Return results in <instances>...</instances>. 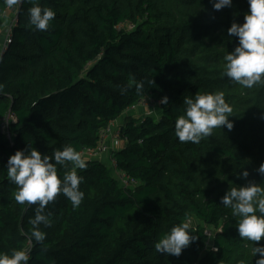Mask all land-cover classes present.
I'll return each mask as SVG.
<instances>
[{"label": "trees", "instance_id": "obj_1", "mask_svg": "<svg viewBox=\"0 0 264 264\" xmlns=\"http://www.w3.org/2000/svg\"><path fill=\"white\" fill-rule=\"evenodd\" d=\"M37 3L56 13L46 31L29 23L26 0L7 24L9 7L0 0V254L25 250L28 264H255V242L239 237L240 217L220 203L230 187H264L256 172L264 163V82L246 88L224 75L223 58L238 44L227 30L244 22L247 0L220 11L210 0ZM216 91L233 108L234 128L181 143L175 121L184 97ZM164 96L159 119L124 118L127 142L113 152L116 168L83 156L138 102ZM66 145L87 162L77 169L85 195L73 208L58 194L46 207L51 223L36 226L46 233L37 243L30 223L36 205L16 202L7 161L28 146L51 156ZM57 167L62 176L73 165ZM115 169L138 185L122 186ZM245 169L247 180L238 177ZM186 215L199 239L179 257L156 252L155 243Z\"/></svg>", "mask_w": 264, "mask_h": 264}, {"label": "clouds", "instance_id": "obj_2", "mask_svg": "<svg viewBox=\"0 0 264 264\" xmlns=\"http://www.w3.org/2000/svg\"><path fill=\"white\" fill-rule=\"evenodd\" d=\"M8 7H12L20 0H4ZM33 6L28 9L29 23L35 30L46 31L55 18L56 13L50 7L42 8L37 0H26ZM214 11L231 7L233 0H210ZM248 11L244 15V22H233L228 28L229 37L238 39L234 50L224 56V75L239 85L252 88L264 82V0H247ZM154 83V81H149ZM144 84L137 85V93L143 91ZM2 90V88H0ZM127 91V89H122ZM169 97L164 96L160 103L167 105ZM184 114L175 121V136L181 143L191 142L199 144L202 139L212 135L216 128H234V121L230 119L232 106L226 102L223 91L197 94L194 98L184 97ZM261 118H264L262 116ZM69 163L72 170L58 173V165L67 169ZM87 162L73 146L66 145L63 149H56L51 156L42 154L37 148L28 146L27 150L18 149L7 161V175L9 182L18 186L15 194L17 203L36 205V212L30 223L34 226L31 237L37 243H43L46 233L38 227L41 223H51L50 213L46 207L53 202L58 194H63L70 200L72 207L80 206L84 192L80 185L84 181L78 175L77 169L87 168ZM256 172L264 176V163L260 164ZM250 173L245 169L238 177L247 180ZM220 203L231 208L234 215L240 217L237 232L241 239L255 242L253 255L258 258L255 264H264V187L254 181H248L238 187H230ZM259 213V215L257 214ZM191 218L173 226L171 230L159 239L155 251L179 257L183 251L199 239L191 230ZM218 250V249H214ZM29 254L25 250H13L11 254H0V264H28ZM243 264V262H241Z\"/></svg>", "mask_w": 264, "mask_h": 264}, {"label": "built area", "instance_id": "obj_3", "mask_svg": "<svg viewBox=\"0 0 264 264\" xmlns=\"http://www.w3.org/2000/svg\"><path fill=\"white\" fill-rule=\"evenodd\" d=\"M152 99L153 97H148L144 100H141L140 102H138L136 106L132 107L131 109L147 108L149 111L147 114L151 115L155 110V107L152 104L153 102ZM158 104L160 105L159 99H158ZM10 118L13 117L9 116L7 119L4 120L3 128H5V125L8 123ZM120 126L121 125L114 128L110 125L108 129L102 132L101 142L98 148L96 150H91V149L85 150L83 152V156L89 159H98L106 163L108 166L112 168H116V162L112 157L113 152L118 148L123 147L127 142V138L123 136ZM114 174L118 178L122 186L126 188L134 189L138 185V182L135 179L127 177L126 175H124L123 173H121L116 169L114 171ZM209 235H211V233H209Z\"/></svg>", "mask_w": 264, "mask_h": 264}, {"label": "rangeland", "instance_id": "obj_4", "mask_svg": "<svg viewBox=\"0 0 264 264\" xmlns=\"http://www.w3.org/2000/svg\"><path fill=\"white\" fill-rule=\"evenodd\" d=\"M18 4V3H17ZM16 4V5H17ZM16 5H14V6H12V7H9V12L7 13V17L8 18H6L5 19V21H6V23L7 24H9L13 19H14V16H15V11H16ZM11 14V15H10ZM153 102H152V104L154 105V107H155V111L153 112V114H151L155 119H159L160 117H161V115H162V112H161V109H160V105L158 104V100L156 99V98H154L153 97ZM139 109H137V108H134V109H130V110H128L127 112V114H131L132 116H134V117H136V118H142L143 116H145V114H147L149 111H147L146 113H145V110H143V109H141V110H139ZM138 111V112H137ZM125 116H127V115H125ZM125 118V117H124ZM124 118L123 117H121L118 121H116V122H114L113 124V126L112 127H114V128H116V127H118L119 125H121L122 124V122H123V120H124ZM210 233L212 234V233H214V230L213 229H211L210 230Z\"/></svg>", "mask_w": 264, "mask_h": 264}, {"label": "crops", "instance_id": "obj_5", "mask_svg": "<svg viewBox=\"0 0 264 264\" xmlns=\"http://www.w3.org/2000/svg\"><path fill=\"white\" fill-rule=\"evenodd\" d=\"M156 99H157V98H156ZM141 109L145 110V113L148 111L147 108H139V110H141ZM139 110H138V111H139ZM138 111H137V112H138ZM154 111H155V110H154ZM127 113H128V112H126V113L124 114L123 118L126 117L125 115H128ZM117 121H118V120H117ZM113 123H114V122H113ZM113 123L111 124V126L114 125ZM109 142H110V140H109Z\"/></svg>", "mask_w": 264, "mask_h": 264}]
</instances>
